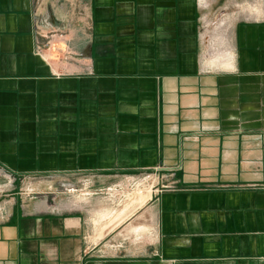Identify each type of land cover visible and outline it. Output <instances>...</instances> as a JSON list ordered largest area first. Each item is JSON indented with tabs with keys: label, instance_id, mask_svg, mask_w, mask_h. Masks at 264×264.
<instances>
[{
	"label": "crops",
	"instance_id": "crops-1",
	"mask_svg": "<svg viewBox=\"0 0 264 264\" xmlns=\"http://www.w3.org/2000/svg\"><path fill=\"white\" fill-rule=\"evenodd\" d=\"M0 264H264V0H0Z\"/></svg>",
	"mask_w": 264,
	"mask_h": 264
},
{
	"label": "rangeland",
	"instance_id": "rangeland-1",
	"mask_svg": "<svg viewBox=\"0 0 264 264\" xmlns=\"http://www.w3.org/2000/svg\"><path fill=\"white\" fill-rule=\"evenodd\" d=\"M217 16V17H216ZM220 20L221 15H216V13L208 20L207 23L204 24V27L202 29V33L205 35V41L208 42L211 37H216L217 34L220 31ZM215 56V55H214ZM149 180H145L143 178H134L129 181H126L120 185H117L115 187H109L108 189H105V192L107 194L112 193L114 194V197L116 198L117 207L116 210L121 208L124 204L126 205V202L130 195H133L134 193L145 190V189H151V187L148 185ZM87 186L83 185L80 189H76L74 187H69L66 190V193L71 194H79V196L82 193H87L88 190L86 189ZM69 194L64 195V197H70ZM82 196V195H81ZM124 205V206H125Z\"/></svg>",
	"mask_w": 264,
	"mask_h": 264
},
{
	"label": "bare ground",
	"instance_id": "bare-ground-1",
	"mask_svg": "<svg viewBox=\"0 0 264 264\" xmlns=\"http://www.w3.org/2000/svg\"><path fill=\"white\" fill-rule=\"evenodd\" d=\"M226 57H227L226 53L223 52V51H217L215 53V58L217 59L215 61H216V63H219L220 65H224L225 63H228L227 60H226ZM131 196H135L133 198V201L130 200V201H132L131 203L127 202L125 206L121 207V209H119L118 211H115V213L110 217V219H111V227H113L114 225L119 223L120 220H122L125 216H127L131 211L135 210L136 208H138L142 204H144V202L151 195H150V192L147 191V190H140V191L134 193L133 195H130V197ZM130 197L128 199H130ZM107 214H109V212H107V211L100 212L99 213V218H97L96 223H98L99 219H101L103 217L105 218Z\"/></svg>",
	"mask_w": 264,
	"mask_h": 264
}]
</instances>
